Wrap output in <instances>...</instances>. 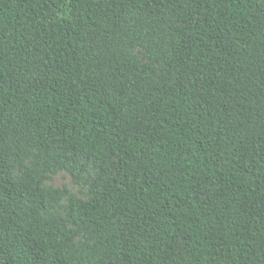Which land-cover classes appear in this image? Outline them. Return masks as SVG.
<instances>
[{
	"label": "trees",
	"instance_id": "obj_1",
	"mask_svg": "<svg viewBox=\"0 0 264 264\" xmlns=\"http://www.w3.org/2000/svg\"><path fill=\"white\" fill-rule=\"evenodd\" d=\"M0 264H264V0H0Z\"/></svg>",
	"mask_w": 264,
	"mask_h": 264
},
{
	"label": "rangeland",
	"instance_id": "obj_2",
	"mask_svg": "<svg viewBox=\"0 0 264 264\" xmlns=\"http://www.w3.org/2000/svg\"><path fill=\"white\" fill-rule=\"evenodd\" d=\"M137 59L142 63H147V60L145 59L142 50H138L136 52ZM22 173V170L18 164H15L12 169V178L17 179L20 177ZM96 177L95 171H91L89 176L87 177L89 180V183L93 181V179ZM46 187H54V188H60V189H69L72 193L77 194L81 199L84 200H90V185L88 182H82L81 184L76 183L72 176L66 172H60L56 176H54L51 180H48L45 184ZM67 205L68 201L65 199L63 200L60 205L56 208V213L59 216H63L66 218L67 216Z\"/></svg>",
	"mask_w": 264,
	"mask_h": 264
}]
</instances>
